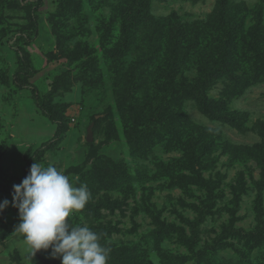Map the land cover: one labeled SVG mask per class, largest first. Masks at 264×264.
<instances>
[{"label":"rangeland","instance_id":"1","mask_svg":"<svg viewBox=\"0 0 264 264\" xmlns=\"http://www.w3.org/2000/svg\"><path fill=\"white\" fill-rule=\"evenodd\" d=\"M39 1L0 0V203L10 202L0 213V264H25L13 185L35 162L67 175L89 144L101 163L74 222L100 223V243L116 251L108 264H121V255L135 264H264V0ZM137 1L145 11L124 33L126 7ZM222 5L231 12L226 22ZM30 17L39 26L26 48L31 84L42 94L55 89L60 132L13 81ZM243 22L245 30L254 25L252 36L235 35ZM165 25H176L181 38L173 43L196 56L174 67ZM228 31L235 37L228 40ZM233 39L230 58L224 50ZM170 93L167 111L180 113L178 124L149 113L150 100L157 109L156 99ZM197 163L210 182L201 189L185 182L197 181L188 168ZM77 176H69L73 186ZM207 249L206 258L198 254ZM40 256L54 260L49 249L33 264Z\"/></svg>","mask_w":264,"mask_h":264},{"label":"clouds","instance_id":"2","mask_svg":"<svg viewBox=\"0 0 264 264\" xmlns=\"http://www.w3.org/2000/svg\"><path fill=\"white\" fill-rule=\"evenodd\" d=\"M11 206L18 209L23 259L33 264L41 251L51 250L61 264H108L110 248L87 226L74 222V213L83 210L91 193L86 184L73 186L69 177L53 164L33 163L20 184L13 185ZM10 202L0 203L3 213Z\"/></svg>","mask_w":264,"mask_h":264},{"label":"trees","instance_id":"3","mask_svg":"<svg viewBox=\"0 0 264 264\" xmlns=\"http://www.w3.org/2000/svg\"><path fill=\"white\" fill-rule=\"evenodd\" d=\"M39 2H40V4L42 3L41 0ZM138 2L139 1L135 2L134 5H128L126 7V12L124 13V16H125L124 25L125 24L126 25L125 26L123 25L124 33H125V30H127L129 27L135 25L136 21H138L142 17V15L139 13H140V10L142 9L143 6H137V7L135 6V4ZM28 7L30 9V6H28ZM224 7H225L224 5H222V7H221V9L223 11L221 14V17L224 18V22H226L227 17L231 14V12H230V10L227 9V7H225V8ZM23 9H25V8H23ZM143 11H145L144 8L142 9V12ZM152 19H154V18L151 17V20ZM156 22H158V21H156ZM244 22L240 25V27L236 31L235 35L250 34L252 36V34H254V31H255L254 25L250 29L245 30L244 29ZM165 27H167V26L165 25ZM38 29H39L38 19H36L34 17H32L30 20L27 21V23L25 25H23V30L21 31L22 36L20 37V39L18 40V43H17L19 49L21 50V54L19 55V65H18V68L14 74L13 81L19 90L29 91L31 93L32 100L35 103V105L37 106V108L42 112V114L49 121H51L54 124L59 125V132H60V131H62V126H61L62 122H61V119L55 115L54 110L52 109L53 106L51 105V102H52L51 94L55 89L53 91H50L48 94H42V93H40L39 88L35 84H31V79L34 77L36 71L34 68V58L26 48L29 47L30 45H32L34 43V41L36 40V38L38 37ZM194 31H197V29ZM164 32L167 35H170V39L172 41V43L170 45L172 47V50L169 51V53H171V56H173V58H174V59H172L173 60L172 65L174 67H175V65H178V64L182 65V62L190 59L192 54L195 55L196 52L192 53V52H188V51L186 52L183 49H178L179 48L178 44L173 43V38H175L176 40L181 38L180 37V35H181L180 31L178 30V27H176V25L175 26L172 25L171 27H167V30ZM235 35H234V33L228 31V33H227L228 40H229L230 36L235 37ZM256 36H257V34H256ZM245 39H246V42H248L247 36H245ZM255 39H256V37H254V39H252L253 41H251V45H252V47L256 48L255 43H254ZM257 49H260V48H257ZM224 52L230 58H232L235 55L234 53L236 52V44L234 43V39L231 41L230 46L226 47ZM134 66H136V70L140 69L142 71V67H141L140 63L136 62V63H134ZM140 70H139V73L141 72ZM172 72H174V68L172 69ZM189 92H190V94L187 93V95H190L192 98H195L198 96L195 92H193L191 90H189ZM171 99H172V93H170L169 97H163L162 98L160 96L159 100L156 99L157 102L159 103L158 105L156 104L157 109L154 108V104H153L155 102V100H152V101L150 100L149 101V103L151 104V111L149 112L150 115L153 116V115L159 114L161 112L166 118H170L171 121H174L175 124H178L181 120V118L179 116L180 113L177 111H174V109H171L172 112L167 111V105L173 104V101H170ZM196 99L199 100L200 96H198ZM145 100L148 101L149 98H146ZM121 102L125 105L126 101L122 100ZM132 119H134V117H132ZM96 120H98V119H96ZM138 134L139 133L137 131H133L130 134V137L132 138L131 140L135 141L137 139ZM130 142H132V141H130ZM88 147L90 148V150H89V153L87 154V157L84 159L83 163L80 166L74 167L72 169V171L68 170L66 174L68 177L72 174L79 175V176H77L79 181L77 182V184H74V185L76 187H79L81 184H86L88 186L89 191L94 192L96 182H92L91 176H92L93 171H95V168H96L95 163L96 162H94V159L91 158V154L93 152L92 151L93 145L89 144ZM100 163L97 162L96 164H100ZM188 168H191L195 173H197L198 178H197V181H195V180H192L191 178H189V176H188V178L185 181L186 183L191 182V183H193V186L198 185L200 187V189L202 188V186H200V184H199L200 182L210 183L202 177V173L200 172L199 163H197L196 166L190 164ZM80 177H81V180H80ZM71 182H72V180H71ZM72 184H73V182H72ZM185 185L186 184H183L182 186H185ZM190 186H192V185H190ZM206 191L208 193V185L206 187ZM210 195H212V194L210 193L209 196ZM203 209H204V207H203ZM195 210L198 213L201 212V209H199V207H195ZM90 221L94 222L93 220H90ZM92 222L88 223V227L90 229H92L93 231H95L97 229L95 227L98 226L100 223H98L95 226L94 223H92ZM226 243H228V242H226ZM220 247H222V245H220V244L216 245V247L214 245H212L211 250L216 249V251H217L218 248H220ZM224 247L228 248L227 246H224ZM115 253H116V251L110 250V254L115 255ZM201 253H203L204 258H206L210 254L208 249L206 251H200L198 254H201ZM125 257H127V258H125ZM131 261H132V259L130 258V256L121 255V264H135V262H131ZM51 262H54V263H51ZM60 263H61V259L50 260V259H44V257L40 256L39 263H37V264H60ZM143 264H145V263H143Z\"/></svg>","mask_w":264,"mask_h":264},{"label":"water","instance_id":"4","mask_svg":"<svg viewBox=\"0 0 264 264\" xmlns=\"http://www.w3.org/2000/svg\"><path fill=\"white\" fill-rule=\"evenodd\" d=\"M89 141H90V142L92 141V137H91V136L89 137Z\"/></svg>","mask_w":264,"mask_h":264}]
</instances>
